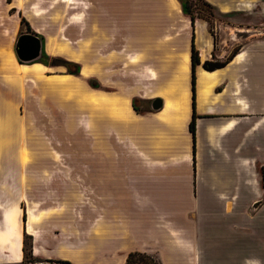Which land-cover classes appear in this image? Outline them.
Wrapping results in <instances>:
<instances>
[{
    "label": "crops",
    "instance_id": "obj_1",
    "mask_svg": "<svg viewBox=\"0 0 264 264\" xmlns=\"http://www.w3.org/2000/svg\"><path fill=\"white\" fill-rule=\"evenodd\" d=\"M18 1L0 0V16L14 17ZM205 1L231 23L246 21L247 0ZM152 4L175 6L181 27L167 30L161 14L152 31ZM216 47L207 22L193 28L178 0H115V182L89 187L111 211L89 226L70 205L40 207L55 178H0V264H23L25 235L34 262L124 263L143 252L163 264H264V42L206 71ZM7 55L0 47V147L16 119L24 129V100L2 77ZM35 65L64 68H17Z\"/></svg>",
    "mask_w": 264,
    "mask_h": 264
},
{
    "label": "rangeland",
    "instance_id": "obj_2",
    "mask_svg": "<svg viewBox=\"0 0 264 264\" xmlns=\"http://www.w3.org/2000/svg\"><path fill=\"white\" fill-rule=\"evenodd\" d=\"M191 1L195 18L207 22L220 51V57L212 62H224L250 41L264 42V0L262 4L247 0V18L239 24L226 20L214 7L203 6L200 0ZM150 11L152 31L163 24L161 14L169 18L167 30L182 25L175 6L166 9L152 4ZM14 14L0 16V47L8 52L2 60L8 73L2 77L7 90L15 86L18 99L24 100V112L18 111L24 113V129L18 124L20 118L16 119V130L9 131L10 141L1 144L0 178H55L54 195L40 196V207L70 205L73 212H83L78 216H84L89 226H97L108 209L89 187L115 182V0H19ZM22 18L27 25L21 23ZM22 34L41 39V55L43 51L48 59L41 56L37 61L71 62L79 65L80 73L70 75L65 67L20 71L14 46ZM91 80L98 89L89 86ZM69 185L71 191L65 193L64 187ZM28 195L26 199L35 201V194ZM26 242L30 246L29 236ZM22 263L62 264L34 262L30 255Z\"/></svg>",
    "mask_w": 264,
    "mask_h": 264
},
{
    "label": "trees",
    "instance_id": "obj_3",
    "mask_svg": "<svg viewBox=\"0 0 264 264\" xmlns=\"http://www.w3.org/2000/svg\"><path fill=\"white\" fill-rule=\"evenodd\" d=\"M181 3V7H182V12L185 16H188L191 20L192 25L194 24L195 21V16H194V4L191 0H179ZM202 2V5L209 8V9H213V7L206 1L204 0H200ZM21 23H25L27 25V22L22 18L21 19ZM237 52L233 53L229 58H227V60H225L224 62H212V61H206L203 64V68L206 71H213L216 69H219L223 66H225L229 61H231V59L233 58V56L236 54ZM42 57H44L45 59H48V57L43 53L42 51ZM59 60L56 59H52L50 62L47 61H36L34 63H41L45 66H58L57 62ZM191 61H192V68L194 69V66L198 63V54L194 48V44L192 43V49H191ZM21 65H27V64H22L20 62H18ZM61 66L65 67L67 69V73L73 76H77L80 73V67L77 64H73L71 62H62V64H60ZM69 67H74V69H70ZM94 81L91 80L89 81V86L92 89H98V86L96 84L93 83ZM192 105L194 104V74H192ZM189 130L192 134V139H193V144H194V138H195V115L193 114L192 116V120L189 124ZM263 188H264V178H263V182H262ZM23 219L25 220V215L23 216ZM26 238H28V236L25 235V241L23 242V254L24 257H26L27 255L31 256V252H30V246H28L27 242H26ZM62 264H70L69 262H61ZM123 264H163L161 262V260L154 254H149V253H143V252H131L126 256V259L124 261Z\"/></svg>",
    "mask_w": 264,
    "mask_h": 264
},
{
    "label": "water",
    "instance_id": "obj_4",
    "mask_svg": "<svg viewBox=\"0 0 264 264\" xmlns=\"http://www.w3.org/2000/svg\"><path fill=\"white\" fill-rule=\"evenodd\" d=\"M42 42L41 39L32 34L20 35L14 46L15 57L22 64H33L41 58ZM161 102H155L152 106L157 109Z\"/></svg>",
    "mask_w": 264,
    "mask_h": 264
},
{
    "label": "bare ground",
    "instance_id": "obj_5",
    "mask_svg": "<svg viewBox=\"0 0 264 264\" xmlns=\"http://www.w3.org/2000/svg\"><path fill=\"white\" fill-rule=\"evenodd\" d=\"M18 66H19V64H18ZM35 67H40V66H39V65H35ZM35 70H37V68H36ZM38 70H39V68H38ZM84 73H87V70L84 69ZM8 120H9V119H8ZM10 124H12L11 119H10L8 125L10 126ZM12 125H13V124H12Z\"/></svg>",
    "mask_w": 264,
    "mask_h": 264
},
{
    "label": "flooded vegetation",
    "instance_id": "obj_6",
    "mask_svg": "<svg viewBox=\"0 0 264 264\" xmlns=\"http://www.w3.org/2000/svg\"><path fill=\"white\" fill-rule=\"evenodd\" d=\"M42 56V55H41Z\"/></svg>",
    "mask_w": 264,
    "mask_h": 264
}]
</instances>
